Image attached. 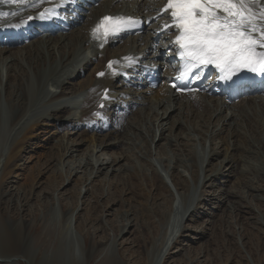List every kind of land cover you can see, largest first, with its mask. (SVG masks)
<instances>
[{
	"label": "rangeland",
	"instance_id": "obj_1",
	"mask_svg": "<svg viewBox=\"0 0 264 264\" xmlns=\"http://www.w3.org/2000/svg\"><path fill=\"white\" fill-rule=\"evenodd\" d=\"M150 1L154 8L163 4L162 0ZM132 3L123 2V9L127 10ZM152 12V8H148L143 13V19H148L143 34L110 46L108 52L130 53V66L143 63V67L169 77L173 64L169 67L161 64L159 69L149 64L154 63L148 50L151 35H157L153 47L163 49L158 64L165 63L163 58L175 57L171 48L163 47L172 43L169 32L161 28L167 18L159 16L151 21ZM86 24L85 19L69 37L80 36ZM42 26L35 28L41 31L39 36L44 30ZM27 43L11 45L12 53L24 52L23 48L27 51L31 48ZM88 44H78L75 55L64 66L56 61L57 84L41 88L37 101L28 104L24 116L15 125L11 119L16 108L8 104L13 97H6L10 67L0 60V249L1 231L12 229L18 216L14 202L19 200L18 205L26 206L20 213L21 219L35 218L38 225L27 233V251L15 257L13 264H264V152L260 149L261 145L264 147V87L254 89L248 97L229 102L213 101L198 93L191 99L189 94L174 95L168 88L169 95L166 93L160 102L153 95L144 98L137 85H128L132 77L138 83L144 81L141 72L121 73L123 77L116 84L122 82L119 88L122 84L125 86L111 93L101 113L93 118V112L81 117L86 89L66 96L58 93L72 77L70 72L84 63V58L101 53L92 42ZM12 53H7L6 57ZM101 55L104 56L105 51ZM93 64L80 82L98 65ZM20 65L32 77L29 87L37 91L32 70L24 61ZM106 69H103L105 74ZM115 77L113 75V79ZM224 103L228 106L226 112L221 106ZM193 104H204L207 110L192 107ZM239 104L242 108L236 109ZM62 108L70 112L64 118L56 116L55 121L49 123L50 127L43 126L45 129L34 134L18 155L16 165L21 166L22 176L11 171L10 176L3 179L10 149L25 127L47 115L58 114ZM169 113L173 121L167 120ZM230 113L238 115L236 122L229 120ZM119 114L126 117L122 123L117 121ZM57 119L74 120V124L68 125L72 133L68 143L76 144L79 151L67 159L62 158L60 165L52 161L44 171L46 153L52 147L50 140H54L53 126L60 124ZM77 123L93 126L95 130L90 133L96 146L90 147L93 142L82 139L83 132L77 128ZM39 124L44 125L42 120ZM75 132H79L78 135ZM109 132H113L112 138ZM35 135L39 140L33 138ZM224 141L230 142L227 143L231 146L229 152L233 160L229 164L225 161L220 167L223 155L219 153L213 159L210 156L219 152ZM111 144L115 146H107ZM28 148L32 159L27 164L25 150ZM31 169L42 172L38 176L40 182L35 185L38 181L35 179L26 186L25 179ZM211 169L216 170V177ZM179 180H185L188 186L180 190L177 188ZM182 184L184 187L185 183ZM158 186H163L161 193L156 190ZM10 193L25 195L27 199H10ZM157 204H163L158 216L155 214ZM42 206L46 207L45 215L36 216L38 209L43 211ZM64 209L68 211L65 213ZM39 217L44 218L39 220ZM85 219L88 223L81 224ZM127 221H133L129 233L117 237L118 230Z\"/></svg>",
	"mask_w": 264,
	"mask_h": 264
},
{
	"label": "bare ground",
	"instance_id": "obj_2",
	"mask_svg": "<svg viewBox=\"0 0 264 264\" xmlns=\"http://www.w3.org/2000/svg\"><path fill=\"white\" fill-rule=\"evenodd\" d=\"M0 1H4V0H0ZM62 1L64 2V0H37L35 3L28 6L27 9L21 10L19 12H16L15 10H10L9 12H7L6 17L0 16V33L3 35L6 34L5 33L6 30H8L13 24H18V23L20 24V26L21 25L22 26L23 25L24 26H31L33 24L34 27L37 28L40 26V24H43L45 27L41 33L42 36L38 35L41 32L40 30L36 31L34 29H31L28 34L24 33L21 35V38L18 40V44L22 45L23 43L28 42L27 43L28 48H29V46H31L30 49H28V50L26 49L27 51H25V48H23L24 52H21L19 50L20 52L15 51L14 53H12L13 47L11 48V45H13L14 42H12L10 40V36H7L8 41H10V42H7V44H6V42L0 41V60L4 61V63L6 64V67L9 64L10 73L13 72L11 74L9 73L7 76L8 86H7V93H6L7 98L9 96L13 97V99L8 100L9 107L16 108V112L14 113V115L12 116V119H11L12 125H15L17 120H19L21 117L24 116V113H25L24 111L26 110V107L28 106V104L33 105V103L37 101V99H38L37 96H39V94L41 93V88L47 89L48 86L54 87V84L55 85L57 84V80H55V75L57 73H56V68L54 66L56 61L58 60L59 64L61 66H64V64H66L68 62V60H70L75 55V52H76L75 48L77 47V45L81 44L83 42H84V44H87V46H89V44H88L89 42H92V46H94L97 49H100L101 53H97V54L93 55L91 58H89V57L84 58L86 60V61L84 60V63L82 61L83 59L80 60V62L82 61L81 63L79 62L81 66L79 67V69L74 68L72 70V72H70L71 73L70 76H72V77L70 79H68L69 81H67V83H65L61 86L60 91L58 93L59 96H66V95H69L70 93L74 94L75 92H78L79 90L84 91L86 89V91H87L86 92V99L84 101V104L82 105L81 117H83L85 115L87 116L90 112L101 113V111L98 110L100 103L104 102L105 107L108 104L105 100L102 99L104 90L109 89V91L106 94L108 96H110V95H112L111 93H115V91L117 89H121L125 86L124 84H122L121 88H119L118 85H120L122 82L120 84L119 83L116 84L118 79L121 78L122 72H124V73L125 72H127V73H129V72H133V73L134 72H142V73L145 72V70L147 69V66L142 67L141 65L143 63H140V64L132 66V67L130 66L129 68L123 67L119 71L117 70V68L119 67L120 64L126 63L127 61H129L130 58L123 60L122 57L126 56V53L123 52L120 54H117V53L111 54L108 52V50H109L108 48L110 46L116 44V43H119L120 41H126L125 39H127L128 37L105 38L99 33L94 35L93 30L98 25V21L100 20L101 17H103L105 15H113V14H119V16H121V15L128 16L129 15L130 17H132L133 19L136 20V24L141 23L140 20L142 19L143 24L146 25V22L148 21V19H143L144 18L143 13L148 8H152L153 12L150 15L152 17L151 21H152V19L154 20L155 17H159V16H163L164 18H168L167 22L165 24H163L161 26V28L165 27V25H167L168 27L167 28L165 27V29H166V31L169 32V34L171 35V38H172V34L174 33V28L172 25V21L170 20L169 11L164 10L166 5H167V0H162L163 4L162 5L158 4V6L155 8L153 6L154 5L153 2L150 0H107L105 2L100 1L99 5L97 7H96V3H93L92 0H77L78 2L82 3V8L77 10L78 13L76 16L71 15L72 11H74V6H71V5L66 7L67 10H65V8L62 7L61 8L62 11L60 10V12L58 14L56 13V7H59L60 3ZM128 1L133 2V3H132V5H128L127 10H124L123 9V7H124L123 2H125L127 4ZM260 4L264 5V0H260ZM104 6H106V7H104ZM254 7H258V6L254 5ZM43 8H45L44 12H46V10H51V11L48 13V16L46 19L41 20L39 18V16L37 15V13H38V11H40ZM32 15L35 18V21H36L35 23L33 21H26V19ZM59 15L62 18L59 17ZM85 19L87 20V24H86V26H84L86 28L85 31L82 32L80 36L77 35V36L69 37L70 35H72L73 31H75V32L78 31L77 27H79L80 24H82V21H84ZM47 20H51V23L46 24ZM68 25H69V30L66 32L65 30H66ZM13 34H17V31H15ZM156 36L157 35H151L150 36V44H149L148 50L150 51L149 54L152 55L150 58H151V60H153L154 63H149V64H154L156 67H158V69L161 66V64H164V65L165 64H168V65L178 64L177 59L174 60L173 57H171V56L168 58H163V61L165 63H162V61H161V63L158 64L159 61L157 62V60L162 58L161 51L163 49L162 50L160 49V51H159L153 47V44L157 40ZM26 40H28V41H26ZM105 41H108V47L107 48L104 46ZM3 43L5 44V46H3ZM160 43H161V41H160ZM163 47L164 48L169 47L172 49L174 54L176 53L175 52L176 46H174L173 42L171 44H168V46L164 45ZM104 51H105V55L102 56L101 54ZM7 53L8 54L12 53V54L10 56L6 57ZM22 53H24V54H22ZM20 54H22V55H20ZM61 54H63L65 59H63ZM81 55H83V54H81ZM146 58H148V57H146ZM104 59H106L105 62H107L109 60L114 62L113 63L114 66H113V69L107 68L105 78L103 77L104 79L102 78L99 80V79L95 78V75L97 74V72H95V71H98L99 68L102 70L106 68V64H104L105 62L102 63L104 61ZM23 61L29 67V69L32 70V72H33L34 81L37 84L36 86L38 87L37 91H34L33 89H31L29 87V85L31 83H33V82L30 83V80L32 77L30 78V75L27 72V70L24 67H21L20 63ZM95 62H97V64H98L97 67L95 66L93 68V71L95 73L93 71H91L92 72L91 74L88 72L90 75L88 77H86L83 81L80 82V79L83 78L85 72H87L92 65L94 66L93 63H95ZM82 65H84V66H82ZM154 65H153V68H154ZM115 71H118V73H117V76L115 77V79H113L112 76L115 73ZM124 75H126V74H124ZM68 78H69V76H68ZM157 78L161 79V83H160V85H158V87L156 89L150 88L148 86L149 82H147L146 76H145V81L138 83L136 80H131L130 85L131 86L137 85V87H138L137 90L142 91L141 93H143L144 98H146L147 96L153 95L155 100L161 102L162 99L166 96L165 94L168 93L167 92V91H169L168 88L171 89L170 83L176 78L175 73H174V68H172L171 76L165 77V74L164 75L158 74ZM129 86H126V87H129ZM261 86H262L261 83H258V84L256 83V84H253L252 87H250V89H252V92H253L254 89H258ZM70 87L73 88L72 89L73 91L70 90ZM143 87H144V89H143ZM172 92L174 95H179V93H177L173 90H172ZM169 93H168V95H169ZM192 94H194V93H192ZM192 94L190 95L191 99H192ZM201 95L209 96L207 98H209L213 101H216L217 99H223L225 101L226 97H227V92L224 91L223 87H220L218 84L214 83V84L209 85L207 88H205L204 92H202ZM179 96H181V95H179ZM194 98H195V96H194ZM112 101H114V100L112 99ZM249 101H250V99L247 100V103H249ZM254 101H256V100H254ZM200 106L203 108V110H207L206 107L204 106V104H200L198 106H196V104L192 105V107H200ZM221 106L222 107L224 106V111L226 112L227 111L226 109L228 108L227 104L224 103ZM237 106L238 107L236 109L242 108V105H240V104ZM66 109L67 108H62L60 110L61 112H58V114H56L54 112L55 114H52L51 116L47 115L46 117H43L40 120L38 119L36 121H32L25 127V130L21 133L20 137L14 141V144H13L12 148L10 149V153L7 157L8 160H6L5 166L3 168V179H7L10 176L11 171H15V174L19 175V177L22 176L21 172H23V170L21 169V166L16 165V161L19 159L18 155L20 153H23V151L25 149L26 142L29 141L34 134L39 132L40 129H45L46 127H50L51 125L49 123L51 122V120L55 121L56 116H61L62 118H64L65 114L67 112H70V111H67ZM177 110H175V113L177 112ZM55 111H58V110H55ZM175 113H173V114H175ZM95 115L96 114H94L92 116V118ZM237 116L238 115H236L235 113H230L229 120L236 122ZM171 117H172V114L169 113V115L167 116V120L171 119L173 121L174 119ZM125 118L126 117L124 114H119L117 116L118 123L124 122ZM262 119H259V120H262ZM41 120L43 121L44 125L39 124ZM57 120H59V119H57ZM254 121H256V120H254ZM262 122L264 123V120H262ZM59 123L61 125L58 124L57 126L56 125L53 126L54 131H55L54 132V140H50L52 142V144H50L52 147L50 146L51 151L49 153H46L47 160L45 163L44 171H45V169L48 168V166H50L52 161H54L56 164L59 162V165H60V160L62 158L67 159V158L71 157V155H73V153H76L79 151L78 147H76V144H74V143L69 144L68 143L69 138L72 134V133H69V131H68V129L70 127L68 125L74 124V120L70 119L69 121H66V122L60 121ZM78 123L76 124L77 128L80 129L81 133L83 132L81 135L84 138H82V139L83 140L89 139V141L91 143L93 142L92 146H90V147L96 146V145H94L95 144L94 143L95 141H93L94 138L92 137V134L90 133V132L95 130L93 128V126L90 124L86 125V126H80V124H78ZM172 123H173V125L176 124L175 121ZM258 125H259V122L257 123V126ZM43 126H45V128H42ZM262 126H263V124H262ZM53 127H52V129H53ZM78 133L79 132H75L74 134L78 135ZM112 133L113 132H109V134H108L109 137H111V138H112V136H111ZM228 134H230V133H228ZM231 135H233V133H231ZM87 136H88V138H87ZM33 138L36 141L39 140L38 135H35ZM48 141H49V139H48ZM53 141H55L56 143ZM227 142H229V141H224L222 143V146L219 149V152L212 153L210 156L213 159L214 157L218 156L219 153H220V155H223L224 159H223V161H221L220 167H221V165L224 164L225 161H227V164H229L233 160V158L230 156L231 153L229 152V149H231L230 148L231 146L229 144L230 142L229 143H227ZM112 145L115 146V144H111V145H107V146L111 147ZM43 147H45V146H43ZM260 149L264 152L263 145H261ZM25 151H26V155L28 154V156H27L28 159L26 160V163L28 164L29 162H31L32 158L30 156L29 148L26 149ZM43 157H44V154H43ZM26 163H25V165H26ZM255 171H256V169H255ZM214 172H215L214 177H216L218 174H217L216 170L213 171V173ZM210 173H211V171H210ZM41 174H42V172H40V171L34 172L31 169V171L29 172V174L27 175V177L25 179L24 185L27 186L29 184V181L31 183H32V181L34 182V180L38 179V176H40ZM257 174H258V172H257ZM154 176L156 178V175H154ZM196 178H197V174H195L194 180ZM39 182H40V179H38V181L35 182V185H37ZM49 182H50V184L54 183V181L52 179ZM182 183H185L184 187H183ZM187 186L188 185L185 182V180H179L177 188H180V190L181 189L183 190ZM131 187H135V185L131 184ZM162 187L158 186L156 188V190L157 191L161 190V192H162V190H163ZM29 192H31V191H29ZM8 197L10 199H12L14 197H17V198L23 197L24 201H26V199H27L25 197V195L19 196L18 193H12V194L10 193L8 195ZM73 198L74 197H72V199ZM8 201H9V199H8ZM17 201L20 202L19 200H17ZM17 201L14 203L18 206L17 207L18 216L16 217V219H17L16 222H14V223L12 222L13 226L10 227V228H12L11 229L12 231L11 230L7 231V228H4L1 231L2 244H1V249H0V258H1L2 262L0 264H13L16 261L15 260L16 258L24 255V252L27 251L26 250V246H27L26 244L28 242V239H27L28 234L27 233L29 231H32L33 229H35V227L38 225L37 220L35 218L34 219H28L27 221H24L23 219H21L20 213L22 214V212L24 211V207H26V206L24 204L18 205ZM161 206H163V204L162 205L157 204V206H156L155 214L157 216L159 214V212H158L159 207L161 209ZM45 209H46V207L42 206L43 211L38 209L39 211L35 212L34 214L36 216H43V215H45L44 213L46 212ZM67 211H68L67 209H64L65 213ZM128 215H129V213H126L127 218H129ZM124 216H125V214H124ZM130 216H132L131 213H130ZM42 218H44V217H39V220L40 219L42 220ZM83 223H88V220L87 219L82 220L81 224H83ZM132 223H133V221L132 222L127 221L126 224H123L122 227H120V229L118 230L119 233H118L117 237H119L120 235L122 237L123 235L128 234L129 229L132 228L131 227ZM90 240L92 241V239H90ZM23 248L25 251L22 250ZM9 260H11V261H9Z\"/></svg>",
	"mask_w": 264,
	"mask_h": 264
},
{
	"label": "snow or ice",
	"instance_id": "obj_3",
	"mask_svg": "<svg viewBox=\"0 0 264 264\" xmlns=\"http://www.w3.org/2000/svg\"><path fill=\"white\" fill-rule=\"evenodd\" d=\"M27 2L19 0L22 4ZM164 10H170L179 29L175 43L189 68L214 65L225 80H232L245 70L264 76V51H258L264 49V5L260 0H167ZM50 11L40 13L39 18L46 19ZM135 23L131 18L104 16L93 34L115 35Z\"/></svg>",
	"mask_w": 264,
	"mask_h": 264
}]
</instances>
